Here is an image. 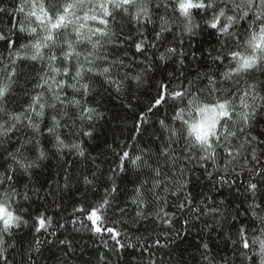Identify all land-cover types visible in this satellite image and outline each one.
I'll use <instances>...</instances> for the list:
<instances>
[{"label":"snow or ice","instance_id":"snow-or-ice-1","mask_svg":"<svg viewBox=\"0 0 264 264\" xmlns=\"http://www.w3.org/2000/svg\"><path fill=\"white\" fill-rule=\"evenodd\" d=\"M85 235L95 264H264V0H0V264Z\"/></svg>","mask_w":264,"mask_h":264},{"label":"trees","instance_id":"trees-1","mask_svg":"<svg viewBox=\"0 0 264 264\" xmlns=\"http://www.w3.org/2000/svg\"><path fill=\"white\" fill-rule=\"evenodd\" d=\"M7 6H11V3L13 0H6ZM7 18H5L6 20ZM148 96L143 97V103L146 105L148 103ZM111 115L110 112L108 114L109 122L101 121L97 128V138L95 141L88 142V148L89 151L93 153V155H97L105 148V143H111L114 139L119 140H125L130 132H131V120H127L123 125L120 127H117V125H120V121H111ZM101 160H107L108 162L111 161V154L105 152V155L100 156ZM55 163V162H53ZM105 169L108 167V163H105L103 165ZM123 186V185H122ZM201 187H196L193 189L194 193L198 194L199 191H201ZM70 227V226H69ZM30 238V237H29ZM80 247L84 249V255L81 259L76 261V264H84L85 261L88 262V264H95L96 256L98 255L95 245L93 244V241L87 237V235L84 236L83 241L80 244ZM45 257H48L50 254L45 251ZM42 264H45V262L42 261ZM46 264H52L51 260H48Z\"/></svg>","mask_w":264,"mask_h":264}]
</instances>
